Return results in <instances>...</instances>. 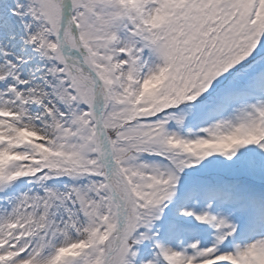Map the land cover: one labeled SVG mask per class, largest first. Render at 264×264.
<instances>
[{
	"label": "snow or ice",
	"instance_id": "1",
	"mask_svg": "<svg viewBox=\"0 0 264 264\" xmlns=\"http://www.w3.org/2000/svg\"><path fill=\"white\" fill-rule=\"evenodd\" d=\"M0 264H264V0H0Z\"/></svg>",
	"mask_w": 264,
	"mask_h": 264
}]
</instances>
